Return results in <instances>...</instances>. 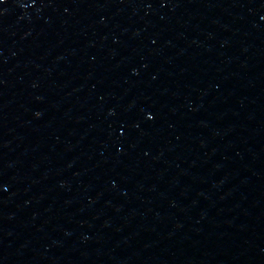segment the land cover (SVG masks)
I'll return each instance as SVG.
<instances>
[{
    "label": "water",
    "instance_id": "1",
    "mask_svg": "<svg viewBox=\"0 0 264 264\" xmlns=\"http://www.w3.org/2000/svg\"><path fill=\"white\" fill-rule=\"evenodd\" d=\"M0 264H264V0H0Z\"/></svg>",
    "mask_w": 264,
    "mask_h": 264
}]
</instances>
